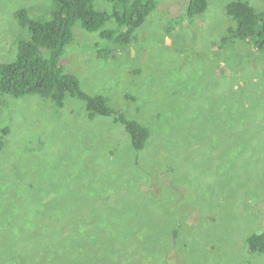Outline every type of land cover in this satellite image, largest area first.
Instances as JSON below:
<instances>
[{"label":"rangeland","instance_id":"374dc122","mask_svg":"<svg viewBox=\"0 0 264 264\" xmlns=\"http://www.w3.org/2000/svg\"><path fill=\"white\" fill-rule=\"evenodd\" d=\"M181 1L159 0L126 44L119 36L127 28L116 33L118 44L77 24L61 59L83 90L150 125L140 154L122 124L88 118L78 98L69 96L62 108L38 95L0 99V264H51L17 244L63 217L71 225L114 212L142 228L135 233L141 239L165 222L185 220L180 234L188 245L172 241L165 264H264V253H251L246 241L264 229V51L231 37L236 22L224 9L235 0H209L206 13L171 27L185 12ZM245 1L264 11V0ZM114 5L95 0L98 10L112 13ZM23 7L51 19L56 3L0 0V62L16 57L19 35L30 37L16 17ZM106 28H118L115 17ZM45 173V182L31 186ZM50 185L36 202L54 199L53 205L35 225H24L23 211ZM122 195L128 203L115 202ZM109 234L105 227L101 236ZM125 249L129 260L139 253Z\"/></svg>","mask_w":264,"mask_h":264},{"label":"trees","instance_id":"16d2710c","mask_svg":"<svg viewBox=\"0 0 264 264\" xmlns=\"http://www.w3.org/2000/svg\"><path fill=\"white\" fill-rule=\"evenodd\" d=\"M54 1L56 9L51 19L34 18L25 7L17 10L16 17L19 19V24L30 34V37L19 35L16 57L11 61L0 62V99L6 103L7 97L38 95L62 108L69 96L78 98L85 102L88 118L104 116L122 124L131 136L134 150L140 154L151 138L150 125L130 117L122 109L113 107L107 96L91 94L83 90L79 78L66 70L61 59L67 46L76 40L74 29L77 24H81L87 32H98L104 42L109 40L115 43H118L116 33L127 28L126 34L119 36L124 42L122 44H126L133 39V32L144 25L148 16L159 4V0H109L115 4L112 13L98 10L95 7V0ZM181 4L185 5V12L171 20V27L178 23L193 22L195 17L206 13L210 6L209 0H182ZM224 12L236 22L230 30L232 38L243 40L257 51H264V11L256 10L249 1L235 0L227 4ZM112 17H115L118 28H106L107 22ZM223 42L224 45L229 43L226 36ZM42 48L50 50V55L44 56ZM99 48L98 54L102 52ZM229 67H234V64ZM156 124L162 128L159 123ZM8 131L7 128L4 130V132ZM3 145L4 142L0 139V149ZM45 175L46 173L40 174L39 178L31 182V186H35L34 182H45L44 179L47 178L44 177ZM52 189L54 188L50 185L44 192L36 191L35 196L39 195L33 200L34 205L31 210L23 211L24 225L33 226L38 219L43 218V212L53 205L54 199L50 200L51 205L47 204L48 201L42 203L36 201L45 197V194ZM78 196L80 195L77 194L76 197L79 198ZM55 197L61 202L60 195ZM88 198L92 200L91 196ZM120 200L128 203V200L124 201V195L116 197L115 202H121ZM141 207L146 210L145 204ZM62 211L63 209L57 213L60 214ZM49 213L45 215L55 214ZM114 213L111 217H103L99 221L78 217L71 225L65 223L63 217L62 221L46 231L53 234L56 239L48 236L45 238L46 232L29 233L21 242L19 241L17 249L25 253L43 255V258L51 264H120L121 261H124V264H145L146 260V264H165L166 256L167 259L169 258L172 241L178 239L183 241L180 228L181 225H186L185 220L165 222L159 231L155 230L145 239H141L136 237L135 233L142 228L131 223L130 219L125 223L120 217L115 218ZM134 217L136 216L133 215ZM87 224L90 225L89 228L85 227ZM135 225L138 229H135ZM105 227L110 228L108 237L101 236ZM132 235L134 239H130ZM246 241L251 253H264V229L250 234ZM183 243L188 245L186 239ZM125 247L129 250H137L138 255L129 260V252Z\"/></svg>","mask_w":264,"mask_h":264}]
</instances>
